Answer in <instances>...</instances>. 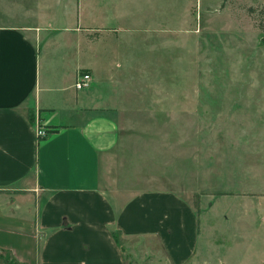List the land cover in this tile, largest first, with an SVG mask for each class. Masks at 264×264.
I'll return each instance as SVG.
<instances>
[{
    "label": "crops",
    "instance_id": "1",
    "mask_svg": "<svg viewBox=\"0 0 264 264\" xmlns=\"http://www.w3.org/2000/svg\"><path fill=\"white\" fill-rule=\"evenodd\" d=\"M48 2L39 0L38 16L25 13L35 24L16 23L13 6L0 9L14 19L0 21V254L8 251L24 264H125L120 233L139 238L166 264L195 257L206 263L216 244L202 234L210 190L202 181L208 167L197 123L207 124L208 116L198 110L197 86L194 97L187 84L174 87L169 68L167 83L145 85V76L165 74L157 52L145 74L146 0ZM50 10L57 13L52 18ZM80 69L92 73L90 86H75ZM184 88L176 102V90ZM147 100L153 109L141 113L170 124L172 145L159 151L171 162L168 180L183 181L179 188L128 182L125 108ZM37 115L51 129L46 137L37 136ZM187 194L197 196V205Z\"/></svg>",
    "mask_w": 264,
    "mask_h": 264
},
{
    "label": "rangeland",
    "instance_id": "2",
    "mask_svg": "<svg viewBox=\"0 0 264 264\" xmlns=\"http://www.w3.org/2000/svg\"><path fill=\"white\" fill-rule=\"evenodd\" d=\"M48 1L44 6L56 2ZM38 2H0V9L11 10L13 6L18 15L16 23L35 24L24 15H40L36 10ZM32 7L35 10L29 11ZM149 7L152 8L148 10ZM263 9L264 0H146L143 23L148 40L145 54L149 58L143 63L145 74L155 67L152 55L156 52L161 58L155 59L165 74L145 76V85L167 83L169 68V82L174 87L187 84L192 90L188 93L194 97L193 89L197 86L202 102L198 110L208 116L207 124L197 123L204 138L201 160L203 167H208L202 181L210 190L204 198L201 218L203 236L216 245L209 248L203 264H218V255L223 257L224 264H264V28L260 25ZM1 10L0 21L14 22ZM48 14L52 18L57 13L50 10ZM71 17H75L74 12ZM151 38L158 41L149 42ZM186 91L187 88L182 92L176 90L175 101ZM160 93L168 98L167 92ZM147 102L144 106L125 108L130 120L125 124L129 132L125 153L128 182L158 187L165 181L169 187H178L183 181L168 180L171 162L162 153L172 145L170 124L148 120L149 115L140 111H152ZM175 141L181 149L184 139L180 140L177 134ZM187 197L197 205L195 194ZM118 238L125 248V264H166L161 257L150 254L139 238L127 240L120 233ZM197 259L189 264H200ZM0 264L24 262L4 251Z\"/></svg>",
    "mask_w": 264,
    "mask_h": 264
},
{
    "label": "built area",
    "instance_id": "3",
    "mask_svg": "<svg viewBox=\"0 0 264 264\" xmlns=\"http://www.w3.org/2000/svg\"><path fill=\"white\" fill-rule=\"evenodd\" d=\"M92 83V73L85 69H80L77 73L75 86L77 88H84L90 86ZM36 133L39 138L46 137L51 130L46 124L42 122L41 116L37 115L36 118Z\"/></svg>",
    "mask_w": 264,
    "mask_h": 264
},
{
    "label": "trees",
    "instance_id": "4",
    "mask_svg": "<svg viewBox=\"0 0 264 264\" xmlns=\"http://www.w3.org/2000/svg\"><path fill=\"white\" fill-rule=\"evenodd\" d=\"M261 27L264 28V9L261 11V21H260ZM1 257V254H0Z\"/></svg>",
    "mask_w": 264,
    "mask_h": 264
}]
</instances>
